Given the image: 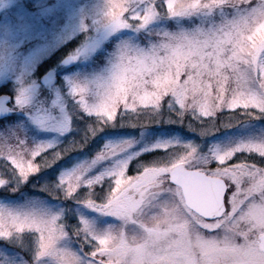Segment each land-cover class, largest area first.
<instances>
[{
  "label": "snow or ice",
  "instance_id": "1",
  "mask_svg": "<svg viewBox=\"0 0 264 264\" xmlns=\"http://www.w3.org/2000/svg\"><path fill=\"white\" fill-rule=\"evenodd\" d=\"M180 2L109 0L108 25L114 32L125 29L140 32L158 21L161 14L165 19L212 17L217 10L230 6L228 0H187L178 8ZM262 17L264 0H257L238 19L221 17L219 24H202L211 25L208 37H194L190 56L164 66L143 49L137 54L122 55L112 63L108 75L97 81L99 91L95 102L88 101L86 86L77 85L72 90L74 97H79V107L93 117L81 140L73 139L56 151L52 150L55 147L52 144L29 147L23 139L0 141V187L10 181L17 185L26 182L31 174L52 167L72 151L83 149L105 128L138 127L143 131L153 124H177L196 133L201 142L172 137L133 151L136 138L108 141L93 157L62 170L57 180L46 183L42 190L54 199H71L104 215L119 217L147 195L145 187L149 181L165 177L170 192L186 203L198 204L206 218L214 219L212 211L221 208L224 211L225 205L234 203V190L260 176L261 165L254 160L248 162V157L253 153L264 156V138L211 143L207 147L203 140L221 128L241 123V115L247 119L264 117V26L257 23ZM196 31L202 29L196 27ZM23 103V98L17 99L18 105ZM226 110L229 114L224 117ZM46 119L37 116L39 123ZM59 130L68 131L70 127L65 124ZM234 144L243 147L234 153L230 148ZM148 152L156 155L150 160L141 159ZM194 152L205 160L211 157L215 161L213 169L197 175L202 190L214 197V204L195 199L200 191L193 190L189 180L195 170L187 167V160ZM234 159L237 162L229 163ZM133 161L137 162L136 174L129 176ZM137 178L142 179L137 182ZM191 210L195 212L196 208ZM63 211L51 212L37 206L32 212L16 214L0 209V238L35 232L37 258L51 257L55 264H117V254L105 247V240L83 218L71 235L81 238L82 244H89L90 251L77 254L58 247L70 235L63 222Z\"/></svg>",
  "mask_w": 264,
  "mask_h": 264
},
{
  "label": "rangeland",
  "instance_id": "2",
  "mask_svg": "<svg viewBox=\"0 0 264 264\" xmlns=\"http://www.w3.org/2000/svg\"><path fill=\"white\" fill-rule=\"evenodd\" d=\"M256 3L257 0H253L252 6ZM108 6L109 0H0V94L10 96L7 102L10 113L0 120V141L23 139L29 147L52 144L55 146L52 150L56 151L62 150L73 139L81 140L93 117L87 116L79 107V97H74L72 90L77 85L86 86L88 101L95 102L99 91L97 81L108 75L121 42L127 40L143 47L152 40L150 32L156 25L168 30L191 29L216 23L219 18L234 15L236 11L223 9L217 10L212 17L160 20L140 32L128 29L114 32L108 25ZM66 57L75 60L71 68L61 64ZM49 70H54L57 77V83L51 87L39 82ZM18 98H23L25 103L18 105ZM228 114L226 110L222 115L226 117ZM39 115L47 117L44 123L37 121ZM239 119L241 123L221 128L213 136L206 137L204 146L264 138V117L247 119L241 115ZM65 124L70 130L61 132L59 129ZM172 137L201 142L196 133L177 124H153L143 131L138 127L105 128L83 149L72 151L52 167L31 174L26 182L17 185L10 181L7 186L0 187V209L16 214L32 212L37 206L51 212L64 210L63 222L70 235L58 247L77 254L90 251L89 244H82L81 238L71 235L80 226L81 218L86 219L97 234L119 224L118 218L71 199H54L42 187L56 181L62 170L93 157L108 141L136 138L138 142L132 150L138 151L158 139ZM154 155L156 153L148 152L141 159L150 160ZM36 159L40 161V157ZM248 159V162L255 160L260 166L258 155H251ZM235 162V159L229 161ZM135 168L136 162L133 161L127 174L135 175ZM255 180L258 181L259 177ZM257 220L264 222V215L257 214ZM37 251L38 234L35 232L25 231L8 239L0 238V264H55L51 257L37 258ZM207 254L212 260L222 257L237 259L240 264L261 262V252L257 248L223 253L208 249Z\"/></svg>",
  "mask_w": 264,
  "mask_h": 264
},
{
  "label": "clouds",
  "instance_id": "3",
  "mask_svg": "<svg viewBox=\"0 0 264 264\" xmlns=\"http://www.w3.org/2000/svg\"><path fill=\"white\" fill-rule=\"evenodd\" d=\"M185 3L187 0H181L177 7ZM228 4L226 9L236 10L234 15L228 16L232 20L244 15L245 9L252 7L253 0H228ZM160 20H165L163 14ZM257 23L264 26V17ZM196 27L202 31L197 32ZM196 27L168 30L156 25L150 32L152 40L146 46L140 47L127 40L121 42L113 63L129 52L137 54L140 49L155 56L161 66L183 60L192 54L193 38H207L211 25ZM242 147L239 144L230 146L234 153ZM258 157L261 158L259 180L246 181L234 190V203L225 205L223 213L212 215L214 219L206 218L198 204L176 197L169 191L167 179L160 177L149 181L145 187L147 195L126 215L116 217L120 223L98 234L99 238L105 240L107 249L117 254V264H240L237 259L218 257L212 260L207 250L223 253L227 250L243 252L249 248L260 250V264H264V222L257 220V214L264 215V156ZM214 165L213 158L205 160L195 152L187 160V167L194 169L196 175L213 169ZM139 179L142 178H137V182ZM228 195L231 197L233 193Z\"/></svg>",
  "mask_w": 264,
  "mask_h": 264
},
{
  "label": "water",
  "instance_id": "4",
  "mask_svg": "<svg viewBox=\"0 0 264 264\" xmlns=\"http://www.w3.org/2000/svg\"><path fill=\"white\" fill-rule=\"evenodd\" d=\"M75 63L74 58L72 57H66L62 60L61 64L65 68H71ZM39 82L43 86L51 87L52 85H55L57 83V77L55 75L54 70H49L45 74H43L39 78ZM10 97L7 95H1L0 96V119H3L9 115V109L7 102L9 101ZM189 180L191 182L193 190H199L200 195L195 197L198 201L202 203H206L209 201H212L214 204V197L206 193L205 191L202 190V186L198 183V176L196 174H193L192 176L189 177ZM223 212V209L221 208L219 212L217 211H212L210 214L211 215H219L220 213Z\"/></svg>",
  "mask_w": 264,
  "mask_h": 264
},
{
  "label": "flooded vegetation",
  "instance_id": "5",
  "mask_svg": "<svg viewBox=\"0 0 264 264\" xmlns=\"http://www.w3.org/2000/svg\"><path fill=\"white\" fill-rule=\"evenodd\" d=\"M2 94H0V96H1ZM10 97V96H9ZM10 100V99H9ZM8 105V104H7ZM0 120H2V119H0ZM259 250V249H258ZM260 251V250H259Z\"/></svg>",
  "mask_w": 264,
  "mask_h": 264
}]
</instances>
